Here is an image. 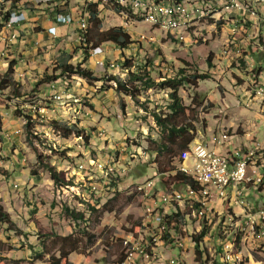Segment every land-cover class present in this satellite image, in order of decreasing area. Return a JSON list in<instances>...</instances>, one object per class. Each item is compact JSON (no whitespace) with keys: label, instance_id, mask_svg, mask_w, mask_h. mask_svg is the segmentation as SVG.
<instances>
[{"label":"rangeland","instance_id":"rangeland-1","mask_svg":"<svg viewBox=\"0 0 264 264\" xmlns=\"http://www.w3.org/2000/svg\"><path fill=\"white\" fill-rule=\"evenodd\" d=\"M17 5L11 2V9H19V2ZM111 7L113 10L106 12L104 18L102 13L99 15L101 29L121 24L131 36L135 43L123 54L133 62L132 70L146 66L154 79H158L159 74L172 76L179 68L188 74L209 73L211 78L199 82L195 89L184 87L179 92L185 105L194 97L203 102L196 133L209 131L212 143H219L218 131L222 129L252 138L260 144L253 149L252 158L251 152H244L247 143L243 140H236L235 153H244V159H251L247 175L249 171L254 175L264 169L261 165L264 154L261 37L264 30H259L258 20L229 13L226 19L212 16L187 29L165 33L134 13ZM125 7L130 9L129 5ZM8 12H14L17 17L22 11ZM77 18L84 20L83 26H86L88 17L78 13ZM1 34H7L5 24H0ZM117 50L107 44L95 52L110 56L102 58L105 71L112 75H118L120 70L119 65L111 68L116 64L111 60ZM120 59L118 55L117 60ZM256 70H260L258 77ZM51 71L50 67L45 73ZM33 72L37 80V71ZM4 73L5 70L0 71V76ZM40 76L42 79V74ZM120 78L125 80L126 76L120 74ZM24 79L25 82L20 83V98L10 97V91L0 95V200L19 230L18 233L8 231L0 224V264H51V256H59L60 241L55 237L69 235L80 240L78 249L68 257L69 264H116L124 257V240L130 237L131 244H138V238L164 240L163 246L157 243L156 247L161 261L152 260V264H167L172 258L180 264H264L261 224L253 218L249 204L251 210L244 215L234 214L232 222L231 212H224L228 202L216 205L213 223L207 224V235L199 242L201 228L193 223L176 226L172 241L168 228H161L156 234L155 224L145 225L143 201L133 187L158 175L156 153L150 152V143L159 141L160 131L144 107L163 110L167 103L166 92L152 89L132 100L108 89L115 87L114 82L91 84L76 77L72 85L79 90L76 91L79 103L74 104L76 109L71 114L61 106L55 107V100L49 97L50 89L48 97H39V82ZM88 96L95 99L96 110L91 111L86 106ZM39 109L44 111L43 118L38 115ZM50 121L74 124L83 136L76 137L72 132L64 138L61 131L49 125ZM28 122L36 132V135L31 134L35 146L51 158L46 162L65 173L72 186L55 187L48 172L37 163L27 143L25 124ZM37 133L50 150L34 139ZM169 173L161 177V188L171 185L180 189L181 184L171 180ZM257 187V179L245 184L248 192L257 191ZM165 193H173V189H165ZM65 208L83 213L86 221L72 220L65 215ZM244 209L241 206V211ZM249 219L252 235L249 245L242 248L245 227L241 224ZM221 220L228 224V231H234L228 247L220 246L217 240ZM176 240L183 249L177 246ZM191 240H196L195 247ZM153 244L156 245L154 241ZM148 254L150 256V250ZM147 262L148 259L140 256L136 264Z\"/></svg>","mask_w":264,"mask_h":264},{"label":"built area","instance_id":"built-area-1","mask_svg":"<svg viewBox=\"0 0 264 264\" xmlns=\"http://www.w3.org/2000/svg\"><path fill=\"white\" fill-rule=\"evenodd\" d=\"M133 1L141 3V0ZM11 2H19V9H11ZM200 3L221 4V11L209 12V16L224 17L229 13H239L241 18H256L259 30H264V0H203ZM2 5H5V14L10 10L23 11V18L13 22L6 36L0 41V64L14 62L16 69L20 63L17 51L16 57H6V50L15 49L17 44H14V37H21L18 27L29 21L30 18L42 17L55 24H75L76 30L81 31L82 21H77V8H84V17H88L90 6H95L97 13L103 14V18L106 12L110 13V10H113L110 5H105L99 0L93 4H86V0H9ZM144 10H155L154 18L157 19H168V15L184 18L199 14V5H183V0H181L179 7L152 6L144 7ZM235 29L240 28L235 26ZM261 38V48L264 50V37ZM115 63L118 65V60ZM25 70L17 74V79H24ZM56 81L48 84L52 92L51 95H57V90H54ZM64 100L69 99L67 96H57L55 105ZM42 113L44 112H40V117L43 118ZM218 133L219 143L211 142L209 131H207V136H199V133H195L188 148L180 154L176 161L175 170L169 173L172 177L177 172L189 171L195 176H201L202 179H205L204 191H188L182 186L180 189H176L171 185L168 188H161V177H164L166 173L146 178L144 182L133 187L134 192L141 196L143 201L145 225L155 224L156 227H152L156 230V234H159L161 228H168L172 241L176 226L185 225L188 222L201 228V235H198L197 238H205L207 224L213 223L214 203H216L217 197L228 195V204L224 212H231V222L234 220V214H243L241 203H248L252 206L253 218H257L258 224H261L260 242L264 241V173H262L264 169L254 175H247L246 167L251 163V159H244V153H235L236 140H243L244 143H247V150L244 152H251V158L253 149L260 144L248 136H239L223 129ZM250 179L258 180L257 191L236 190L238 180ZM217 185L231 186V193L217 192ZM165 189H173V196H165ZM241 227H245L243 248L249 245V237L252 235L250 219L247 223L241 224ZM232 232L234 231H228V224H223L221 220L220 231L216 234L220 246L228 247V240ZM191 242L195 247L196 240H191ZM176 244L180 249H183L181 245H178V240H176ZM123 245L125 248L124 257L116 264H136L140 259V251L143 250H150V258L145 264H152V260L161 261V253L156 249L158 245L153 244V237L151 239L138 238V244H131L130 237L129 240H124ZM166 263L180 264L176 258L169 259Z\"/></svg>","mask_w":264,"mask_h":264},{"label":"trees","instance_id":"trees-1","mask_svg":"<svg viewBox=\"0 0 264 264\" xmlns=\"http://www.w3.org/2000/svg\"><path fill=\"white\" fill-rule=\"evenodd\" d=\"M16 3L18 4V2H15V4ZM118 8L120 12L124 10L129 14L132 13L126 8L120 6H118ZM88 10L89 15L86 26L84 25L81 31L76 32L79 41L78 51L82 56L81 62L72 64L70 62L72 59L71 54H62L54 64L52 71L49 74H43L42 79L39 81V85L49 84L58 79L63 80L67 85H72V80L76 77H80L91 84L98 82H114L115 87L109 86L108 89H112L113 92L122 96H127L132 100H135L136 97L140 96L142 93L152 89L166 92L167 103L163 110L157 111V108L149 110L147 107H144V111L152 117L156 127H158L160 131L159 141H151L150 143L152 145L150 152L156 153L155 159L157 161L158 174L175 170L174 165L176 161H178L180 154L188 148L194 138V134L196 133L195 125L199 118V109L203 104L201 99L194 97L189 105H185L179 92L184 87L195 89L199 82L209 80L211 75L209 73L197 72L188 74L185 69L179 68L175 70L172 76L159 74L158 79H154L146 66L132 70L133 62L123 54L124 50L135 43L131 36L122 27L101 30L102 19L99 17L96 7L90 6ZM11 15L12 12L6 13L4 20L6 21L8 17L9 21ZM103 44L113 45L121 51V59L119 60L121 65H119L120 70L118 75H112L106 71L101 74L95 73L85 65L89 61L91 53L99 49ZM208 63L210 64V59H208ZM14 66L15 63H11L6 73L0 76V95H5L6 92L9 93L10 91L8 94L10 97L20 98L22 96V94H20L21 84L13 80ZM120 74H124L126 79L122 80ZM259 74L260 70H256V77H258ZM105 88L107 89V87ZM101 89L102 87L100 90ZM85 103L92 111L93 106L87 100H85ZM27 119L29 120V118ZM40 121L43 122L42 120ZM49 125L61 131L63 133L62 137L64 138H68L72 132H75L76 137L83 136L81 130H78L76 125L70 124L69 122L50 121ZM25 131L30 150L36 155L37 163L41 164L44 170L48 172L50 181L53 185L59 189L72 186L71 181L65 177V173L58 171L55 166L46 162V160L49 161L51 158L44 154V152L38 150L35 146L31 134L36 135V132L32 130L29 122L25 124ZM34 139L41 141V144L43 143L38 133L37 137ZM42 145L46 147L45 144ZM46 148L49 149L48 146ZM261 161V165H264V154ZM248 175H252V172L249 171ZM186 176L187 175L182 172H177L176 175L170 177L171 180L179 182L184 188L188 186L192 188L195 187L193 180L189 178V176ZM64 213L74 221H86L84 220V214L81 212H75L74 210L65 208ZM0 224L6 226L8 231L13 230L16 233L19 232L8 213L3 209L1 200ZM55 238L60 241L58 249L59 256H51V264H69L68 257L78 249L80 240L71 235L65 237L56 236ZM167 238H169V236H167ZM199 239L202 238H198V242ZM41 246H43V244Z\"/></svg>","mask_w":264,"mask_h":264},{"label":"crops","instance_id":"crops-1","mask_svg":"<svg viewBox=\"0 0 264 264\" xmlns=\"http://www.w3.org/2000/svg\"><path fill=\"white\" fill-rule=\"evenodd\" d=\"M86 4H89L87 0H86ZM15 6H18L17 3L15 4ZM78 13L84 15V8H77V14ZM22 18H23V11L17 17H16V14L13 12L9 21L7 17L6 21H4L5 27L7 28V33H8V30L11 28V25H13V22H15L17 19H22ZM226 18H228V15H225L223 17V19H226ZM77 21H82V24H81V28H82L84 20L77 18ZM119 26H122V25L119 24L116 27H119ZM18 29L21 34V37H14V44H17L15 46V49L6 50V57H16V51H17L18 58H20V63H18V68L16 69V65L13 68L14 70L13 80L16 83L25 82L24 81L25 79L23 80L17 79V74L23 72L25 69L26 70H25L24 78H26L29 82L37 81L38 83L41 80L40 75L42 74L43 76V74L50 67L52 70L54 68V64L61 57L62 54H71L72 59L70 62L72 64L81 62L82 56L78 51L79 41L77 39L75 24H55V23L46 21L42 17H37V18H30L29 21L24 22L20 27H18ZM2 35L4 34H1L0 41L3 40V38L6 36V35L4 36ZM53 37H55V39H53ZM103 45H107V44H103ZM102 46L100 48H102ZM95 52L96 50L91 53L89 57V61L85 65L89 69L94 71L95 73L101 74L105 71V68L103 67L104 59L102 57L103 55L107 56L108 58L110 56L105 54L104 52L103 53L102 52L95 53ZM118 55L121 56L120 50H117V52L114 54L113 59L111 61H114V60L116 61ZM109 64L110 63H108V66ZM9 65H10V62H2L0 64V71L2 70L7 71ZM26 65L27 67L25 68ZM113 65H115L116 68H118V65L120 64L118 65L113 64ZM33 71H37V80L34 79L35 74ZM40 86L41 87L37 89L38 91L37 96L44 97V98L48 97V94H47L49 91L48 84L47 85L44 84ZM54 90H57V95H50L51 100L54 99V96L56 97L57 96H67V98L69 99V100H64L56 105H55V102H57V98L54 99L55 101L53 100L54 101L53 104L55 105V107L61 106V108L65 109L64 111H67L72 114L73 113L72 111L76 109V105L74 104L79 103L78 102L79 100L76 97L77 95L76 91H79V90L78 89L76 90V88L73 87V85H67V83H65L63 80H57L56 83H54ZM108 100H110V98ZM87 101L93 106V110L97 109L96 104H95V99L90 98V100H87ZM40 112H44V111L43 110L38 111L39 116H40ZM75 114L78 115L79 112L76 111ZM197 133L201 134V136L202 135L207 136V130H205L203 134L198 131ZM241 190H244L246 192L249 191L245 188V185L241 186ZM216 205L222 206L223 200L217 198L216 203H214V212L216 211L215 209H217ZM220 212L221 210L218 213ZM240 215H243V214H240Z\"/></svg>","mask_w":264,"mask_h":264},{"label":"bare ground","instance_id":"bare-ground-1","mask_svg":"<svg viewBox=\"0 0 264 264\" xmlns=\"http://www.w3.org/2000/svg\"><path fill=\"white\" fill-rule=\"evenodd\" d=\"M89 3H94L96 0H87ZM100 2L104 3L105 5H110L114 7H123L126 8L128 11L134 13L137 17H140L143 20H148L153 26L158 27L160 30L164 31L165 33L177 31L180 29H187L192 25H196L201 21L206 19H210L212 16H209V12H217L221 11V4L219 3H200L196 0H183V5H199V14L193 15L192 17H184V18H176V15H168V19H157L155 17V10H144V7H163V6H171V7H179L181 6V0H141V3L134 2L133 0H99ZM2 3H7L5 0H0V24H4V17H5V5ZM129 5L128 7H125ZM124 11V10H123ZM228 15V14H227ZM175 23V24H171ZM177 25V26H176ZM111 68L115 69V65H111ZM259 91H262L261 89ZM57 97L54 96V99ZM40 111V110H38ZM248 168L246 167V174ZM183 174H186L191 178L195 184V187H187L188 191H204L205 187V179H202L201 176H195L193 173L189 171H181ZM186 176V177H187ZM250 180H238L236 183V190H241V186H244L246 183H250ZM217 192L221 193H231V186L229 185H217ZM165 196H173V193H165ZM224 202H228V195H220L217 197ZM241 206L245 207L242 211L243 215L245 212L250 211L251 208L248 204L241 203ZM214 212V210H213ZM164 229V228H163ZM154 243H157L163 246V241L159 237H153ZM149 250L140 251V256H143L145 259H149L150 256L148 254Z\"/></svg>","mask_w":264,"mask_h":264}]
</instances>
